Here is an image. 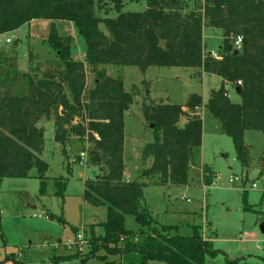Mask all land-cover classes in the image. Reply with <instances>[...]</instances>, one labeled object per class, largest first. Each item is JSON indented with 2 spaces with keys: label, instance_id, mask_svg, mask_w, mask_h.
I'll return each instance as SVG.
<instances>
[{
  "label": "trees",
  "instance_id": "16d2710c",
  "mask_svg": "<svg viewBox=\"0 0 264 264\" xmlns=\"http://www.w3.org/2000/svg\"><path fill=\"white\" fill-rule=\"evenodd\" d=\"M94 1L0 0V35L37 18L66 19L75 23L86 40L84 59L73 58V37L60 35L53 23L47 41L57 60L40 75L20 71L17 57L0 51V180L31 177L35 167L40 195H65L67 178L51 180L49 164L41 158L44 129L38 123L53 118L55 139L62 145L71 137L93 142L104 172L84 180L82 198L107 207V219L100 223L102 233L96 234L94 228L89 233L88 251L53 255V264L72 258L80 264L91 259L96 264H218L205 260L219 250L203 237L202 226L194 225L188 236L172 234L173 226L157 224L141 204L148 184L188 183L202 146V96L192 93L184 104H174L151 99L147 89L141 109L146 122L153 124L154 140L143 144L140 152L143 161L152 160L142 173L148 181L127 180L124 117L140 91L136 85L126 90L121 75H109L104 66L134 65L143 72L150 66H181L220 76L222 85L210 91L207 106L231 138L241 167L248 168L244 131L264 132V0H203L201 8L191 10H186L184 0H145V9L138 12L122 11L124 0H96L99 7L112 5L115 17L96 16ZM206 25L223 31L219 59L206 52ZM235 35L242 37L238 52L233 47ZM87 66L94 74L88 90ZM225 83L240 86V103L229 99ZM76 118L81 120L74 122ZM182 118L185 121L180 125ZM213 177L215 172L202 165V183L210 185ZM244 202V208L251 210L246 197ZM126 214L136 218L139 230L125 227ZM7 258L13 264H26L14 254ZM239 261L225 255L222 264Z\"/></svg>",
  "mask_w": 264,
  "mask_h": 264
},
{
  "label": "rangeland",
  "instance_id": "374dc122",
  "mask_svg": "<svg viewBox=\"0 0 264 264\" xmlns=\"http://www.w3.org/2000/svg\"><path fill=\"white\" fill-rule=\"evenodd\" d=\"M123 3L124 12H138L146 7L145 0H124ZM184 4L186 10L199 9L203 0H184ZM94 11L98 17L117 15L112 5L99 7L96 0ZM53 23L60 35L73 37L71 56L83 60L86 40L75 23L66 19L37 18L6 32L0 35V51L11 57L16 56L20 71L40 75L41 70L54 66L57 60L47 41ZM99 27L108 34L103 23ZM7 38L10 42L5 41ZM222 39V29L204 26L206 52H217ZM30 53L33 54L31 63ZM104 67L111 76L121 75L126 90L136 85L140 91L134 96L124 117L127 148H132L133 155L131 180L148 181L142 173L152 161L151 158L143 161L140 154L143 144L154 140V132L141 109L147 89L151 99L174 104H184L192 93L203 98L202 146L200 153L194 157L188 183L172 186L148 184L144 188L141 204L149 210L154 221L159 225L173 226L171 233L183 236L193 234L194 225L202 226L203 237L209 238L213 247L219 250L216 256L205 257L207 263L222 264L227 255L230 259H239V264H264V232L261 231L264 223V199H261L264 188V132L244 131L250 160L248 168H242L231 138L222 132L218 119L207 106L210 91L222 85L221 77L198 68L181 66H150L144 72L134 65ZM93 81L94 74L87 66V90L93 86ZM225 88L232 102H241L235 86L225 83ZM79 120L76 118L74 122ZM184 121L182 118L179 124L182 125ZM38 125L44 129L41 158L49 164L47 176L51 180L59 176L67 178L65 195L61 197L50 192L45 196L40 195V180L35 167L30 171L31 177H6L0 180V261L5 264H13L7 258L13 254L27 264H53V255L74 252L65 248L67 240H74L80 230L86 239L92 228L96 234L102 233L100 223L107 219L105 205L96 206L82 198L84 180L104 172L93 142L87 137L83 140L71 137L62 145L55 139L53 118H42ZM82 152H85L84 159L80 157ZM71 158L75 162H70ZM204 164L216 175L210 185H204L201 181V167ZM231 177L239 179L230 180ZM254 183L257 187L252 186ZM51 188L50 183L49 190ZM244 197L251 210L244 208ZM124 225L134 231L140 228L131 214L125 215ZM53 243L57 244L56 248L52 247ZM83 247L87 252V245ZM112 258L117 259L118 256ZM96 263L95 259L87 262ZM61 264L80 263L78 258H72ZM149 264L163 263L150 261Z\"/></svg>",
  "mask_w": 264,
  "mask_h": 264
},
{
  "label": "built area",
  "instance_id": "2783aa9c",
  "mask_svg": "<svg viewBox=\"0 0 264 264\" xmlns=\"http://www.w3.org/2000/svg\"><path fill=\"white\" fill-rule=\"evenodd\" d=\"M6 42H10V39L7 38L5 40ZM1 43V42H0ZM242 46V37L241 35H235L233 37V47L237 50H239ZM210 56L214 57V58H221L220 55L215 52V51H210V52H207ZM241 83V81H238L237 84L239 85ZM80 157L84 159V152H82L80 154ZM70 162H75V159L74 158H71L70 159ZM239 178L238 177H234V178H230V180H238ZM253 187H257V185L254 183L252 185ZM263 192V195H264V188L262 190ZM88 244V241L84 235V233L80 230L77 232L76 234V237L74 240H67L64 245L66 246V248L70 251H79V252H84V245H87ZM57 244L56 243H53L52 244V247H55Z\"/></svg>",
  "mask_w": 264,
  "mask_h": 264
},
{
  "label": "crops",
  "instance_id": "0c3cea01",
  "mask_svg": "<svg viewBox=\"0 0 264 264\" xmlns=\"http://www.w3.org/2000/svg\"><path fill=\"white\" fill-rule=\"evenodd\" d=\"M203 38H204V29H203ZM235 89H236V87H235ZM202 140H203V135H202ZM131 151H132V148H130V149L127 148V142H126V137H125V143H124V158L123 159H124V165H125L124 177L127 180H131V177H130L131 176L130 175V166H131L132 159H133V155H132ZM140 154H141V152H140ZM80 174L82 175V173H80ZM59 242H61V241H59ZM56 247H57V245L54 248H56ZM65 248H66V246H65ZM23 262L27 264L26 261H23Z\"/></svg>",
  "mask_w": 264,
  "mask_h": 264
},
{
  "label": "water",
  "instance_id": "95a60500",
  "mask_svg": "<svg viewBox=\"0 0 264 264\" xmlns=\"http://www.w3.org/2000/svg\"><path fill=\"white\" fill-rule=\"evenodd\" d=\"M235 52H238V50L236 49ZM236 91L238 93H240V86H237L236 87ZM190 112L192 113L193 112V109H190ZM152 126H153V124H150V127H152ZM261 231L264 232V223L261 225Z\"/></svg>",
  "mask_w": 264,
  "mask_h": 264
}]
</instances>
